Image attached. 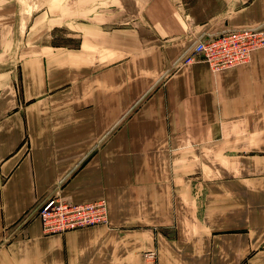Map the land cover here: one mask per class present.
I'll use <instances>...</instances> for the list:
<instances>
[{
    "label": "crops",
    "instance_id": "crops-1",
    "mask_svg": "<svg viewBox=\"0 0 264 264\" xmlns=\"http://www.w3.org/2000/svg\"><path fill=\"white\" fill-rule=\"evenodd\" d=\"M22 9L0 0V264H264V48L174 64L264 31V0H50L27 26ZM52 196L105 199L107 223L44 235Z\"/></svg>",
    "mask_w": 264,
    "mask_h": 264
},
{
    "label": "built area",
    "instance_id": "built-area-1",
    "mask_svg": "<svg viewBox=\"0 0 264 264\" xmlns=\"http://www.w3.org/2000/svg\"><path fill=\"white\" fill-rule=\"evenodd\" d=\"M264 48V31L255 28L239 29L206 40H197L174 62L176 66L205 63L211 71L247 63L253 51ZM36 216L44 235L107 223L105 199L75 204L52 196L37 209ZM149 259L154 253L146 254Z\"/></svg>",
    "mask_w": 264,
    "mask_h": 264
},
{
    "label": "rangeland",
    "instance_id": "rangeland-1",
    "mask_svg": "<svg viewBox=\"0 0 264 264\" xmlns=\"http://www.w3.org/2000/svg\"><path fill=\"white\" fill-rule=\"evenodd\" d=\"M19 3L21 7H24V9L21 10V21L25 20L26 26L29 24H32V20L41 11L50 0H15ZM29 21V22H28ZM27 28V27H26ZM16 63V58H1L0 57V71L3 70V68L6 65H13Z\"/></svg>",
    "mask_w": 264,
    "mask_h": 264
}]
</instances>
